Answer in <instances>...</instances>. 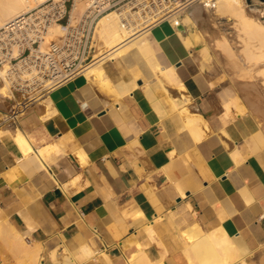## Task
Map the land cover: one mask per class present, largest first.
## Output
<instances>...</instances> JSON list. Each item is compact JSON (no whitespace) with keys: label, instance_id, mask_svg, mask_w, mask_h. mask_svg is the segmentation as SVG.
<instances>
[{"label":"crops","instance_id":"obj_1","mask_svg":"<svg viewBox=\"0 0 264 264\" xmlns=\"http://www.w3.org/2000/svg\"><path fill=\"white\" fill-rule=\"evenodd\" d=\"M165 23L151 28L156 52L162 64L174 62L180 88L158 79L134 52L104 65L116 94L80 74L9 119L1 116L13 104L0 98V256L16 258L3 232L12 224L30 231L27 240H43L46 258L55 246L62 256L66 243L75 264H141V251L143 264H192L186 236L221 227L249 253V264H264V151L249 150L244 120L234 124L233 137L222 134L213 78L176 35L160 33ZM126 65L137 84L122 94L117 81L132 77L120 74ZM179 92L190 94L182 113L161 101L166 114L155 109ZM184 116L206 134L194 138ZM17 126L25 140L16 137ZM3 219L10 224L1 228Z\"/></svg>","mask_w":264,"mask_h":264},{"label":"bare ground","instance_id":"obj_2","mask_svg":"<svg viewBox=\"0 0 264 264\" xmlns=\"http://www.w3.org/2000/svg\"><path fill=\"white\" fill-rule=\"evenodd\" d=\"M41 1L43 0H0V27L3 26L12 17L21 14L22 12L26 11L27 9ZM245 4L246 0H199L190 8L182 12L180 18L178 17V25L173 22L174 19H177V15L173 14L170 16V21L166 22L165 24L159 25L158 30L164 35L170 32L176 35L184 46L183 48L187 50V53H189V56L192 58V60L197 63L196 67L198 68V70L200 72L207 73L209 68V51L213 46L219 47L220 49L226 51L228 54H235L231 47L233 41H229L228 36L224 34V32L220 31L219 28V17L224 16L225 14L230 15L235 19L233 23V25L237 27V33L235 34V37L237 41L243 43L241 50L244 53L243 60L247 64L246 69H244L245 66L243 63L244 68L243 66L242 68H240L241 72L238 76H241L243 78L246 75L248 77V82V79L250 77L252 78V76H255L257 73L262 74L261 77L262 79H264V62H262L264 61V21L256 19L252 16V14L248 13ZM85 6L86 0H78L75 7L73 8L74 16H78V14L85 9ZM179 25H182V27H179ZM60 33V26L58 24H55L50 28L48 38H51L55 35L57 37ZM154 35L155 33L151 28H143V26L139 25H128L122 20L121 14L118 10H109L108 12L99 16L96 21L92 36V56L94 60L81 72V74L85 75L86 78L93 75L94 80L92 78H89V80H93V83L97 81L94 84H97L98 81L99 83L101 82L99 85H104V87H102L101 89L103 91L101 92H112V89L109 88L110 91L108 89V87L112 85H110L111 83L105 75L104 65L107 62H113L112 60H116L118 58L124 60V58L126 59L128 57H131L132 53L135 52L140 56L142 60H144L148 64H153L151 67H154V74L158 79L159 76H163L167 79V81L169 80V82H171L172 84H176L178 86L177 88H180L181 86H183V84L180 81V78L177 77L178 75H176V71L173 67L174 62L170 65H163L157 60L158 55L156 54V50L158 49V46H156L155 44L153 38ZM260 61L262 63L258 65V62ZM242 69L244 70L242 71ZM5 70L6 64L1 65L0 98L4 101L6 97H12L14 99L13 101L15 102L16 98H18L17 100L18 102H20L21 97L14 94L9 89L8 83L5 79ZM126 72H131L130 66L123 68L120 71V74H124ZM242 72L246 74H243L242 76ZM131 74V80L125 82L119 79L117 81L119 82V84L115 82V84H117V87H119L120 89V93L123 94L125 92H128L130 88L135 86V74H133L132 72ZM205 76H209V74H205ZM242 78L240 79L242 80ZM245 79L243 78V81ZM247 82L241 83V81H239L243 90L242 95V92L238 94L237 91L230 85L223 84L220 85L218 89L222 91V108L224 113L228 117V120H236L239 122H242L243 120L246 121L249 126V131L246 134L249 150L251 152L261 153L262 151H264V93L261 92V86L257 85L259 82L257 84L253 83L254 81L252 83ZM261 83H264V80H262V82H260L259 84ZM115 84L113 83L114 86ZM172 86L173 85H171V87ZM115 89H113V92H118V89L117 91H115ZM110 96H112L111 93ZM110 96L107 97L111 98ZM116 96L114 98H116ZM188 96H190V94ZM188 96L183 95L181 97V93L180 97H172L170 95L167 98H161L160 100H158L154 107L161 115L166 114L164 108L160 107V101L166 102L168 104L167 107L165 106L167 109L182 113L180 111V108L181 106H183L184 102H187L189 100ZM2 115L5 116V118H9L12 116V114L8 112H4ZM16 115H18V113H15V116ZM182 119L186 120L185 126L194 138H199L204 134L202 127L198 126V124L195 123L197 119H188L185 118V116ZM15 129L16 131L14 132H16V137L25 140L24 136L21 134L22 130L19 129L18 126ZM5 130H8L7 127ZM222 133L228 134L227 130L224 127H222ZM24 144L27 148V151L32 150V148L27 143ZM232 155L237 156L238 151L234 149L232 151ZM261 216H264V214H261ZM3 221L4 219L2 220V222ZM5 222V224L4 222L1 224V228L5 225L7 226L10 224L8 220H6ZM7 228H3V232H5L7 235L6 236L3 233L6 236V241L11 245L13 249H16L19 252H24L23 254H20V256H25V259L29 264H44L40 260V256L42 255V251L44 248L42 241L38 243L28 242V240L26 239V233L24 231L18 230L12 224H10ZM62 246L63 250L60 249V251H63V261H61V259H58V257L56 256L57 250L55 246L49 251L50 264H63V262L65 264H75V260L72 257V253L71 251H69V247L67 246V244L63 243ZM253 249L254 248H251L248 252H253ZM184 252L192 261V264H249L247 260V256L249 253H241L237 248L232 236L226 234L224 229H222L221 227H217L210 231H196L195 233L193 232V234H188L184 242ZM143 256H145L144 252L141 251L138 255L139 262L141 264H143L145 260ZM19 261L21 260L19 259ZM149 263L150 261H148V264ZM158 264L161 263L159 262Z\"/></svg>","mask_w":264,"mask_h":264},{"label":"built area","instance_id":"obj_3","mask_svg":"<svg viewBox=\"0 0 264 264\" xmlns=\"http://www.w3.org/2000/svg\"><path fill=\"white\" fill-rule=\"evenodd\" d=\"M77 1L43 0L0 27V66L6 64L9 89L21 97L14 110L41 100L52 88L80 75L94 60L92 34L102 14L116 9L126 24L143 28L168 22L176 14L173 22L178 25L182 12L199 0H86L85 9L74 16ZM55 24L61 33L48 38Z\"/></svg>","mask_w":264,"mask_h":264},{"label":"rangeland","instance_id":"obj_4","mask_svg":"<svg viewBox=\"0 0 264 264\" xmlns=\"http://www.w3.org/2000/svg\"><path fill=\"white\" fill-rule=\"evenodd\" d=\"M245 5H246V10L248 11V13L252 14V16L255 17L256 19H260V20L264 21V1H260V0L248 1V0H246V4ZM219 19H220V22H219L220 23V26H219L220 31L224 32V34H226L228 36L229 41L230 40H231V42L233 41L232 44H231V42H230V44H231V47L233 49V52L235 53L233 55L228 54L226 51L220 49L219 47L213 46L212 44L211 45L213 47L209 51V54H210V56H209V68H208L207 74H209L211 76V78H213L212 81L214 83L211 84V86H213L212 87V93L214 94L215 98L218 99V103H220L222 105V102H221V100H222V97H221L222 91L218 89L219 86L223 85V84L230 85L237 91L238 94H240L242 92L241 93V95H242L243 94V90H242V86L239 83V81H241V83L242 82H247V78L248 77L245 75L246 79H245V77H243L245 79L243 81V78L241 76H238L239 73L241 72L240 68H242L243 63H244V66H245V68L243 66L244 69H246L247 64L243 60L244 59V53L241 50V48L243 46V43L240 42V41H237V39L235 37V34L237 33V27L235 25H233L235 19L232 16L227 15V14H225L224 16H220ZM162 35H164V34H162ZM92 36H93V34H92ZM153 38H154L156 46H158V37L156 35H154ZM230 38H232V39H230ZM157 60L160 62V59H159L158 56H157ZM262 62H264V61H262ZM262 62L261 61L258 62V65H260ZM149 65L152 66L153 64L151 63ZM152 68H154V67H152ZM244 69H242V71ZM154 73H155V70H154ZM243 74H246V73L242 72L241 75L243 76ZM261 76H262V74H257L256 73L255 76H252V78L250 77L248 79L247 83H252L253 81H254L253 83H256V84L258 82L260 83V82H262V80H264V79H262ZM240 78H242V80ZM252 79H253V81H252ZM259 83L257 85L261 86V88H262L261 92L264 93V83H261L262 85L259 84ZM17 99L18 98H16V102H15V101H13L14 99L12 97H10V98L6 97V99L4 101H6L8 104L12 103L13 104V108L16 109V108L19 107L18 106L19 102H18ZM14 109H13V112L14 111L15 112L18 111V110H14ZM219 115H220V118H221L222 123H223L222 127H224L227 130V132H228V134L230 136L228 134H224V135H226V136L228 135L229 137H233L234 124H237V122H239V121H236V120L235 121H233V120L229 121L228 117L226 116V114L223 111V108H222V113H220ZM1 118L9 119L10 117L9 118H5V116L2 115ZM185 118H187V116H185ZM188 119H194V118H188ZM195 123H197V121H195ZM221 132H222V128H221ZM204 134H206L205 131H204ZM245 142H246V145H248L247 136H245ZM24 232L26 233V235L30 234L29 230H25ZM40 241L43 242V240H38V239H35V238H32V237H31V239L29 238V240H28V242H32V243H38ZM4 243L6 244L5 241H4ZM43 245H44V248H43V251H42V255L40 256V260L44 264H50L49 255H48L47 258L44 255L45 251L47 249L45 242H43ZM239 246H240V244H239ZM9 247L13 251V253L16 255V258L13 257V256L12 257L0 256V264H29L28 261L25 259L26 258L25 256H20V254L24 253L23 251L19 252L16 249H13L10 244H9ZM18 257H20V258H18ZM19 259L21 261H19ZM44 259H46V261H44ZM58 259H61V261H63L62 260V256L58 257ZM63 264H65V263L63 262Z\"/></svg>","mask_w":264,"mask_h":264},{"label":"water","instance_id":"obj_5","mask_svg":"<svg viewBox=\"0 0 264 264\" xmlns=\"http://www.w3.org/2000/svg\"><path fill=\"white\" fill-rule=\"evenodd\" d=\"M248 1H251V0H248ZM260 1H264V0H260ZM179 27H182V25H179Z\"/></svg>","mask_w":264,"mask_h":264}]
</instances>
